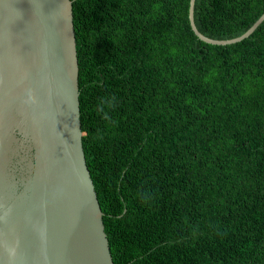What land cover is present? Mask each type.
<instances>
[{
	"label": "trees",
	"instance_id": "obj_1",
	"mask_svg": "<svg viewBox=\"0 0 264 264\" xmlns=\"http://www.w3.org/2000/svg\"><path fill=\"white\" fill-rule=\"evenodd\" d=\"M189 7L73 0L83 146L114 264H264V22L210 45ZM263 13L264 0H196L194 20L229 40Z\"/></svg>",
	"mask_w": 264,
	"mask_h": 264
},
{
	"label": "water",
	"instance_id": "obj_2",
	"mask_svg": "<svg viewBox=\"0 0 264 264\" xmlns=\"http://www.w3.org/2000/svg\"><path fill=\"white\" fill-rule=\"evenodd\" d=\"M195 1L191 29L210 45L264 22L212 39ZM0 264H114L83 146L73 0H0Z\"/></svg>",
	"mask_w": 264,
	"mask_h": 264
},
{
	"label": "bare ground",
	"instance_id": "obj_3",
	"mask_svg": "<svg viewBox=\"0 0 264 264\" xmlns=\"http://www.w3.org/2000/svg\"><path fill=\"white\" fill-rule=\"evenodd\" d=\"M244 16V15H243ZM242 17V16H241Z\"/></svg>",
	"mask_w": 264,
	"mask_h": 264
},
{
	"label": "flooded vegetation",
	"instance_id": "obj_4",
	"mask_svg": "<svg viewBox=\"0 0 264 264\" xmlns=\"http://www.w3.org/2000/svg\"><path fill=\"white\" fill-rule=\"evenodd\" d=\"M21 166V165H20Z\"/></svg>",
	"mask_w": 264,
	"mask_h": 264
}]
</instances>
